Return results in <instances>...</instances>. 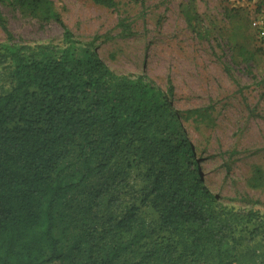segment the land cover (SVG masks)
Listing matches in <instances>:
<instances>
[{
	"label": "trees",
	"instance_id": "1",
	"mask_svg": "<svg viewBox=\"0 0 264 264\" xmlns=\"http://www.w3.org/2000/svg\"><path fill=\"white\" fill-rule=\"evenodd\" d=\"M0 3L62 28L60 42L16 39L0 7V264H257L264 214L200 184L160 85L113 70L53 0ZM134 168L139 204L123 197Z\"/></svg>",
	"mask_w": 264,
	"mask_h": 264
},
{
	"label": "rangeland",
	"instance_id": "2",
	"mask_svg": "<svg viewBox=\"0 0 264 264\" xmlns=\"http://www.w3.org/2000/svg\"><path fill=\"white\" fill-rule=\"evenodd\" d=\"M53 1L75 38L108 66L132 77L143 74L169 95L200 184L228 206L264 214V38L258 32L264 0H116L115 8L93 0ZM0 7L16 39L61 41L57 22ZM139 174L138 168L130 171L125 203L132 196L129 203L139 204ZM140 213L158 223L149 205H140ZM252 245L257 264H264L263 226Z\"/></svg>",
	"mask_w": 264,
	"mask_h": 264
},
{
	"label": "built area",
	"instance_id": "3",
	"mask_svg": "<svg viewBox=\"0 0 264 264\" xmlns=\"http://www.w3.org/2000/svg\"><path fill=\"white\" fill-rule=\"evenodd\" d=\"M258 32H259V37L264 38V20L259 24ZM49 264H55V263H49Z\"/></svg>",
	"mask_w": 264,
	"mask_h": 264
}]
</instances>
